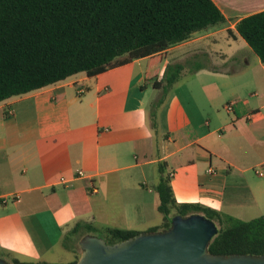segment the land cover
Wrapping results in <instances>:
<instances>
[{
  "label": "crops",
  "instance_id": "1",
  "mask_svg": "<svg viewBox=\"0 0 264 264\" xmlns=\"http://www.w3.org/2000/svg\"><path fill=\"white\" fill-rule=\"evenodd\" d=\"M213 1L226 23L164 55L0 102V258L71 264L66 239L102 214V228L161 227L147 215L162 165L179 203L264 214V63L236 30L264 0Z\"/></svg>",
  "mask_w": 264,
  "mask_h": 264
},
{
  "label": "trees",
  "instance_id": "2",
  "mask_svg": "<svg viewBox=\"0 0 264 264\" xmlns=\"http://www.w3.org/2000/svg\"><path fill=\"white\" fill-rule=\"evenodd\" d=\"M213 0H0V102L55 84L80 72L98 75L134 59L164 55L195 33L226 23ZM239 35L264 63V10L241 19ZM170 83V82H169ZM155 187L166 230L173 216L200 213L215 221L214 254L264 255V214L243 220L197 203L177 202L161 167ZM108 243L140 232L77 225ZM79 257L71 264H75ZM10 264H45L12 259Z\"/></svg>",
  "mask_w": 264,
  "mask_h": 264
},
{
  "label": "water",
  "instance_id": "3",
  "mask_svg": "<svg viewBox=\"0 0 264 264\" xmlns=\"http://www.w3.org/2000/svg\"><path fill=\"white\" fill-rule=\"evenodd\" d=\"M217 233L215 221L203 214H178L166 230L140 232L115 243L87 234L75 264H264V255L212 253L208 247ZM0 264L10 263L0 258Z\"/></svg>",
  "mask_w": 264,
  "mask_h": 264
},
{
  "label": "rangeland",
  "instance_id": "4",
  "mask_svg": "<svg viewBox=\"0 0 264 264\" xmlns=\"http://www.w3.org/2000/svg\"><path fill=\"white\" fill-rule=\"evenodd\" d=\"M149 186H152L151 183H149ZM143 189L146 191L148 190L146 187ZM111 214L112 215H108L109 219H112L113 216L117 215V213L115 211H112ZM261 214H262L261 211H258V212L250 213L247 216L256 217V216H259ZM163 217H164V215L159 211H155V212H152L151 215L150 214L147 215V218L149 220H153V221H157V222L158 221L161 222L163 220ZM107 222H108V220H107V216L105 214H102V217L100 215H98L97 219L95 220V223H96V225H98L99 228L100 227L102 228V226L109 225V223H107ZM110 222H112V221H110ZM95 234H97V236H99L100 233H95ZM81 235H82V233L79 232V233H76L74 235H70L68 237V239H66V241H69V242L74 241L75 245L78 247L79 252L82 251V248L79 246V242H78L81 239ZM61 253L65 256L66 259H69V260L76 258L78 255H80L79 253H74V252H71L68 250H61Z\"/></svg>",
  "mask_w": 264,
  "mask_h": 264
},
{
  "label": "built area",
  "instance_id": "5",
  "mask_svg": "<svg viewBox=\"0 0 264 264\" xmlns=\"http://www.w3.org/2000/svg\"><path fill=\"white\" fill-rule=\"evenodd\" d=\"M226 108L229 110V111H232L233 110V102H229L227 105H226ZM216 168L215 167H210L209 169H208V172L209 173H212V174H214V173H216ZM81 174H83L82 172H80Z\"/></svg>",
  "mask_w": 264,
  "mask_h": 264
}]
</instances>
